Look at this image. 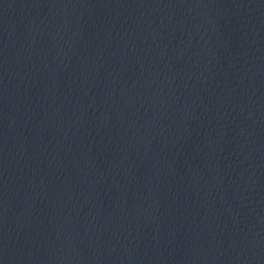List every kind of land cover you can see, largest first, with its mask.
<instances>
[{
    "label": "water",
    "instance_id": "95a60500",
    "mask_svg": "<svg viewBox=\"0 0 264 264\" xmlns=\"http://www.w3.org/2000/svg\"><path fill=\"white\" fill-rule=\"evenodd\" d=\"M0 264H264L257 0H0Z\"/></svg>",
    "mask_w": 264,
    "mask_h": 264
}]
</instances>
